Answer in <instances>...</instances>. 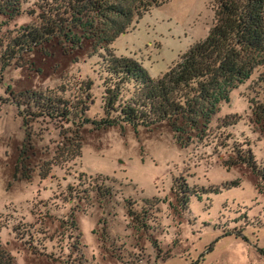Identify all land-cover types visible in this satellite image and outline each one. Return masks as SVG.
Returning a JSON list of instances; mask_svg holds the SVG:
<instances>
[{
	"label": "rangeland",
	"instance_id": "374dc122",
	"mask_svg": "<svg viewBox=\"0 0 264 264\" xmlns=\"http://www.w3.org/2000/svg\"><path fill=\"white\" fill-rule=\"evenodd\" d=\"M39 1L17 0V13H0V49L21 26L38 22ZM212 2L167 0L134 18L108 46L158 77L207 35ZM93 43L55 38L0 71V245L14 264H264V136L251 123L248 102L264 66L221 102L206 134L182 146L166 122L96 128L104 116V49ZM60 88L87 106L88 121L33 117L15 103L25 100L21 94ZM222 120L235 123L219 128ZM77 140L81 151L73 156ZM247 149L260 174L245 164L224 165ZM180 177L193 192L187 203L173 188ZM233 180L239 184L202 192Z\"/></svg>",
	"mask_w": 264,
	"mask_h": 264
},
{
	"label": "trees",
	"instance_id": "16d2710c",
	"mask_svg": "<svg viewBox=\"0 0 264 264\" xmlns=\"http://www.w3.org/2000/svg\"><path fill=\"white\" fill-rule=\"evenodd\" d=\"M165 1L40 0L36 5L38 22L21 26L0 49V71L11 59L49 40L65 39L70 46H79L83 39L92 40L94 50L104 49L100 54L104 116L94 121L96 128L124 124L151 127L166 122L176 134L175 140L188 146L192 136L206 134L212 117L220 110L221 102L229 101L232 90L243 84L257 67L264 66V0H213V20L207 35L160 76L151 77L138 59L116 54L108 44L125 33L134 18ZM17 7V0H0L1 14H15ZM85 88L90 89V81ZM252 89L254 96L248 100L251 123L264 136V73L256 77ZM62 90L30 91L20 95L24 101L15 103L18 108L23 104L22 112L28 111L33 117L74 126L88 121L84 117L87 106L79 99H66ZM233 123L234 120H222L219 128ZM73 146V156L80 155V141ZM235 154L234 160L224 162L227 168L240 163L260 174L250 149L244 153L237 150ZM40 175L44 177L45 171ZM261 177L264 179V175ZM238 184V180H233L222 186L202 188V192L216 194ZM173 185L174 190L183 194L179 201L187 203L193 192L185 178L174 179ZM103 193L110 192L105 189ZM12 258L0 245V264H14Z\"/></svg>",
	"mask_w": 264,
	"mask_h": 264
},
{
	"label": "built area",
	"instance_id": "2783aa9c",
	"mask_svg": "<svg viewBox=\"0 0 264 264\" xmlns=\"http://www.w3.org/2000/svg\"><path fill=\"white\" fill-rule=\"evenodd\" d=\"M127 264H160L157 262H148V261H139V260H130L127 262Z\"/></svg>",
	"mask_w": 264,
	"mask_h": 264
}]
</instances>
